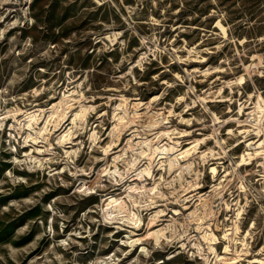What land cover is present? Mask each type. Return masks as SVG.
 <instances>
[{
	"label": "rangeland",
	"instance_id": "rangeland-1",
	"mask_svg": "<svg viewBox=\"0 0 264 264\" xmlns=\"http://www.w3.org/2000/svg\"><path fill=\"white\" fill-rule=\"evenodd\" d=\"M0 17V30H4V37L0 39V89L7 88V93H0L3 95L0 99V252L6 253L9 243L13 247H27L35 240L22 258L18 254L22 264L29 261L34 264L42 261L45 264H112L109 257L119 258L122 253H127L119 260V264H126L137 257L142 246L137 244L129 251L127 241L147 237L159 227L158 224L148 230L143 224L139 228L132 227L127 224L131 214L127 215V212H137L136 206L140 202L170 196L177 198L183 191L187 199L169 203L168 207L172 209L169 217L180 212L183 204L182 215L188 218L191 226L189 235L196 236L201 240V247H205L207 240L202 234L208 228V233L212 231L217 238L211 245L215 253L207 252L205 247V260L199 256L192 260L176 244L161 242V247L154 251L150 249L149 260L154 264H207V258L211 257L218 264H229L231 259L230 264H264V252L260 250L264 247V235L253 239L247 247L241 241L231 252L225 251L229 240L221 239L232 227L230 217L234 213L225 207L229 201L244 204L247 198L250 212L264 204V156H257L250 160L251 164L240 166V155L246 146H236L245 136L246 139L254 136L252 125L256 122L252 114L259 111V105L263 111L258 114V122L264 128V102L259 104L258 101L259 96L264 98V0H216V3L212 0H156V3L152 0H123L122 3L112 0L99 5L95 0H0ZM29 19L35 24L30 25ZM218 21L225 26L226 36L217 25ZM72 31L76 32V37L71 44H64L63 38ZM29 37L32 47L24 51ZM50 43L57 44V48L48 57H41L40 53ZM192 48L194 51L189 53ZM17 52L21 55L17 56ZM137 64L142 67H132ZM129 71L134 79L127 77ZM113 75L126 80L129 85L125 89L121 84L122 92L115 93L116 96L123 95L127 106L124 107L126 112L121 111L127 116L125 123L118 130L115 127L119 124L113 117L120 99H114L108 105L92 95L95 92H101L104 97L112 95L96 85ZM241 75L246 77L244 84L227 85L226 82ZM115 86L114 82L107 84L109 88ZM76 88L80 89L79 95L90 97L87 103L83 100L74 103ZM189 88L194 91L189 92ZM65 91L66 94L74 92L71 100L65 101L66 105L59 106ZM24 96L33 103L19 99ZM150 101H155V107L145 109L141 106L137 110L134 105ZM53 104H57L54 110L51 109ZM201 104L227 122L215 123L218 136L200 144L201 154L212 149L214 155L205 158L210 159V163L201 169L203 179L192 184L186 167L188 160L181 168L170 170L168 157L160 167L161 160L156 156L151 159L147 145L142 143L140 146L139 142L145 138L153 146H170L172 138L186 149L192 145L187 142L211 136L212 128L202 129L197 123L203 111ZM67 105H71V111ZM96 105L101 108L87 113L88 120H84L87 127L80 131L74 130L77 126L73 128V143L59 144V136L72 127L70 120L74 114ZM171 109L175 115L167 114ZM34 110L43 113V118L39 116V128L52 111L59 119L63 113L68 114L62 119L61 130L50 137L49 143L53 145L39 139L37 147L53 149L51 155L45 151L38 160L24 157L32 148L24 147V137L29 132L20 125L25 114ZM101 111L107 119L99 115ZM5 116L7 118L3 120ZM204 116L207 117V113ZM162 117H167L165 123L153 128V123ZM15 119L18 121L14 122ZM53 120L50 128L54 125ZM101 122L104 124L102 129L92 127ZM13 123L15 127L11 129ZM205 123L214 122L206 119ZM239 123L243 126L238 127ZM141 125L146 131L136 135L133 130L139 131ZM240 129L250 131L239 133ZM230 130H233L232 134H229ZM92 131L103 133L96 142L99 148L91 139ZM148 131L166 134L163 137L157 135L154 143ZM110 132L114 134L115 142ZM183 133L188 135L183 136ZM221 139H225L222 143L224 154L214 159L220 152ZM143 145L145 154H141ZM138 160L144 163H137ZM146 165L153 167V178L147 182L134 180L133 176ZM212 167L218 170L217 181L212 177ZM115 169L119 174L108 172ZM161 181L172 187L162 188ZM184 181L188 182L191 191L182 187ZM154 184L158 187L151 193L149 189ZM215 184L217 186L213 187ZM133 186H140L142 193L131 191ZM111 195L121 196L129 211H123V214L114 211L116 217L107 215L106 199ZM139 214L146 223L143 210H139ZM24 225H27L24 232L17 234L16 229ZM49 227L51 231L41 236L40 233ZM132 230H137V234L130 237ZM246 231L245 228L241 235ZM245 249L246 254H243ZM240 252L242 255L238 258L235 253Z\"/></svg>",
	"mask_w": 264,
	"mask_h": 264
},
{
	"label": "clouds",
	"instance_id": "clouds-1",
	"mask_svg": "<svg viewBox=\"0 0 264 264\" xmlns=\"http://www.w3.org/2000/svg\"><path fill=\"white\" fill-rule=\"evenodd\" d=\"M13 2H15V0H13ZM111 3L112 0H95L96 4H102V3ZM123 2V0H121V3ZM153 3H156V0H152ZM212 3H216V0H212ZM0 19H2V17H0ZM14 23H18V21H14ZM28 23L31 24H35L34 20L29 19ZM255 23V22H253ZM11 27V25H10ZM57 31H59V29H57ZM4 37V30H0V39H3ZM66 37V39H65ZM65 37L63 38V43L64 44H71L73 39L76 37V32L72 31L70 35H65ZM32 47V39L31 37L28 38V40L25 42V46H24V51H27L29 48ZM57 48V44L55 43H50L49 47L47 49H45V51L40 53L41 57H48L50 52H52L54 49ZM17 56L21 55L20 52L16 53ZM115 67H119L118 65ZM132 67H142L141 64H137V65H133ZM167 70V69H165ZM127 77L130 79H134L132 78V73L131 71H129L127 73ZM13 81H9V83H12ZM109 82H114L116 84L115 87L109 88L107 87V84ZM71 83V81H70ZM176 83H179V80L176 81ZM123 84V87L126 89L127 87H129L128 83L126 80H122L121 77H117L115 75H113L112 77H108L107 80H105L103 83H97V88L102 89V91L104 93H112V95L110 96H101V92H95L92 95L97 97V98H101L103 99L104 103L111 105L112 101L114 99H120L123 101L124 97L121 94L120 96H116L115 93L117 92H122V89L120 87V85ZM172 85H170L171 87ZM87 90V89H85ZM189 92H193L194 90L189 88L188 89ZM0 93H7V88L4 89H0ZM76 100L74 103L79 104V102L81 100H83L85 103L88 102L89 98L83 97L81 95H79L80 93V89L76 88ZM29 95H31V93H29ZM211 98V97H209ZM0 99H3V95H0ZM19 99H22L28 103H33V101H28L27 96L24 97H20ZM182 102V101H181ZM197 103H199V101H197ZM144 107L145 109H149L152 107H155V101H150L148 104H144V105H136V109L138 110L139 107ZM195 105H192V107H194ZM201 107L203 109V111L200 113V119L199 121H197V123H199L202 126V129H207V128H212V135L211 136H205L204 140L201 141H207V140H211L214 139L216 136H218V129L216 127H214L215 123H226L227 121H219L217 120L216 116L214 113H212L204 104H201ZM101 108V105H96L95 108L89 107L87 109V113H93L95 112L97 109ZM204 113H207V117L204 116ZM41 115L42 114H38ZM82 115H84L82 113ZM100 116H104L105 119H107L105 113L103 111H101L99 113ZM173 115H175L173 113ZM223 115V113H222ZM178 120L180 119V117H177ZM195 120V118H193ZM206 119H211L214 123L213 124H208L205 123ZM74 120H75V115H74ZM160 124H164L165 123V119L162 117L159 121ZM156 125L153 124L152 127L154 128ZM85 127H87V125L85 124L84 120L81 119L79 124L77 125L76 129L77 131H80L82 129H84ZM92 127L96 128H103L104 124L103 122H101L100 125H93ZM170 127V125H169ZM52 131L55 132L56 128L53 125L52 126ZM135 132L136 135H141L144 134L146 129L144 125H141L139 127V131H136L135 129L133 130ZM193 131H197L196 129H193ZM102 132L100 134L97 133V131H92L91 133V139L93 140V142L96 144V147L99 148V144L96 143L97 141H99L101 139L102 136ZM147 134H150L153 136V142L155 143V138L156 136H160L163 137L166 133L161 132V133H154L151 131H148ZM110 136H113V142H115V136L113 133H109ZM172 135H179V133H173ZM175 143V141H174ZM193 145L192 149L190 151H185L183 153V157L185 160H188V164H187V168L189 169V175L191 176V183L192 184H196L199 180L203 179V175L204 173L201 171V169L204 167L205 164H209L210 163V159H205V157H210L211 158V150H209L208 152H205L203 154H198L199 153V149H198V145L196 142H189ZM82 147V145H81ZM166 151H176L177 155L179 156V149L178 148H169ZM224 147L222 146V142H221V146H220V152L217 153L216 155V159L219 158V156L224 154ZM190 158V159H189ZM137 163H144L143 160H138ZM150 165H146V167H148ZM183 171V170H182ZM147 175V172H145L143 175H141L140 177H135L133 176V179H144V176ZM147 182V181H145ZM228 181H225V184H227ZM160 186L162 188H171L172 186L170 184H168L167 182L161 181L160 182ZM182 187H187L189 188V191H191V188L188 185L187 181H184ZM180 198H184L185 200L187 199V197L184 196L183 191H180V197L177 198H172L171 196L165 199H160V200H155V199H150L148 200L147 203L145 202H140L137 205V209H138V214H139V210H143L144 215L147 217V221L145 223V221L143 219H138L137 221H135V225H140L143 224L145 230L148 229H152L154 225H159V227L156 228L155 231L149 232L147 237H140L136 240H129L127 241V243L130 244L129 247V251L132 250L133 247H135L137 244H141L142 246L140 247V251L139 253H137V257L135 259L126 261V264H154L153 261L149 260L148 257L151 256V251H154L156 247H161L162 243L166 244V245H171V244H176L179 249L185 253L187 255V257L189 259L195 260L197 256H199L201 258V260H205L206 256H207V252H213V249L211 247V245L213 243L216 242L215 238L213 237H208L207 238V244H206V249L207 252L205 251V247H201V240L197 239L196 236L194 235H189L190 232V225L188 224L187 217H184L182 215L183 212V207L184 205L181 204V209L180 212L174 213L172 217H169V213L172 212V209H170L168 207V204H176V203H180ZM223 203V202H222ZM249 201L247 200V198H245V202L244 204H240L239 201H229L225 207L231 209V211L234 213V216H231V224L232 227L230 230H228L227 234L222 237L221 239L223 240H229V246L225 248V251L231 252L233 251V246H238L241 241H244L246 243V247L251 245V242L253 241V239L257 238L260 235H264V204H260L259 208L253 210V211H249ZM257 203H259V201H257ZM163 205V207L161 208L160 205ZM152 209H155V211H152ZM184 221V223H181V221ZM27 228V225H24L21 228H17L16 229V233L17 234H22L24 232V230ZM246 228V233L244 235H241V233L244 231V229ZM51 231V228L49 227V229L45 232H41L40 235L44 236L47 235L49 232ZM201 231H203V229H201ZM37 239H39V237H37ZM152 241H155V244L152 243ZM36 243V241H32L31 245H28V243H26V245H28L27 247H13L12 244H8L7 246V251L6 253L0 252V262H3V264H8L9 261H11V264H22V256L23 254L27 253L30 250V247L33 246ZM190 244V247H189ZM190 248H194L196 249L195 252L191 251ZM151 249V251H150ZM261 252H264V247H261ZM18 254L21 256V258H18ZM141 254L143 259L141 258ZM179 253H173L172 255H178ZM243 254H246V249L244 251ZM53 255H55V253H53ZM127 253H122L120 255L119 258H114V257H109L108 259L112 262V264H119V260L123 259L124 256H126ZM235 255L240 258L241 257V253H235ZM28 264H34V261H29ZM41 264H45V261H42ZM197 264H199V262H197ZM207 264H218V261L212 260L211 257L207 258ZM230 264V262H229Z\"/></svg>",
	"mask_w": 264,
	"mask_h": 264
},
{
	"label": "bare ground",
	"instance_id": "bare-ground-1",
	"mask_svg": "<svg viewBox=\"0 0 264 264\" xmlns=\"http://www.w3.org/2000/svg\"><path fill=\"white\" fill-rule=\"evenodd\" d=\"M217 25L220 27V29H221V31L223 32V34L226 36L227 35V33H226V28H225V26L220 22V21H218V23H217ZM113 34V33H112ZM114 35H116V33H114ZM196 48V47H195ZM194 51V48H192V49H189V53H192ZM202 62V61H201ZM187 72V71H186ZM205 73H206V75L209 73L208 72V70H207V72L205 71ZM211 73V72H210ZM246 82V77L244 76V75H241L240 77H238V78H236V79H233V80H230V81H228V82H226L227 83V85L229 86V87H232V86H237V85H242V84H244ZM74 92V91H73ZM73 92H70V93H68V94H66V91L63 93V96H62V99H61V101L58 103L59 104V106H63L64 104H65V101L66 100H69L71 97H72V95H73ZM232 92V91H231ZM213 92H210L209 94H212ZM222 92H221V89H220V91H219V94H221ZM183 98L184 97H181L180 99L181 100H183ZM203 100H205L206 101V99L205 98H202ZM71 100V99H70ZM156 100V99H155ZM258 101H259V104H260V102H264V98L263 97H261V96H259L258 97ZM69 102V101H68ZM126 102V101H125ZM124 102V100L122 101V100H120V103L118 104V105H116V107H115V112H114V119L116 120V122H118V124H119V127H118V125H116V127H115V129H119V128H121V126H123L124 125V123H125V118L127 117L126 116V114L125 115H123L122 113H121V111H124V112H126L125 110H124V107L126 106V103ZM138 104V102L137 103H134V105H135V107H136V105ZM140 104V103H139ZM262 104V103H261ZM66 105V104H65ZM56 106H57V104H53V106L51 107V109L52 110H54L55 108H56ZM69 107H71V105H67V108H68V110H70L69 109ZM127 107V106H126ZM263 107H264V105H263ZM80 108V107H79ZM83 108V107H82ZM86 108V107H85ZM84 108V109H85ZM258 108H259V111H254L253 112V114L252 115H254V121H256V123H254V125H252V127H254L253 128V133H254V136L253 137H251V138H249V139H246V136H245V139H243L242 141H240V142H238L237 143V145L236 146H239V145H244V146H246V149H244V151H243V153H241V155H240V159H241V162H240V166H245V164H251L250 163V160H253V159H255L257 156H261V155H263L264 156V128H262V127H260L259 126V118H260V115H258L259 114V112H262L263 110L261 109L262 108V105H259L258 106ZM50 109V108H49ZM50 109V110H51ZM65 109V108H64ZM71 109H73V108H71ZM86 109H88V108H86ZM133 109H135V108H133ZM42 110V109H41ZM61 110H62V108H61ZM44 111V110H43ZM71 111V110H70ZM57 112V111H56ZM77 112V111H76ZM138 112V111H137ZM166 112V111H165ZM242 110H240L239 111V113H240V115H242ZM46 113V112H45ZM59 113V111L57 112V114ZM61 113V112H60ZM62 113H63V111H62ZM61 113V114H62ZM82 113L84 114V115H82ZM173 113V110L171 109V110H167V114H172ZM40 114V113H39ZM43 114V113H42ZM47 114V113H46ZM60 114V115H61ZM71 114H73L72 112H71ZM155 114H157V113H155ZM154 114V115H155ZM248 114H251V112H249ZM247 114V115H248ZM13 115V114H12ZM67 113L65 112V113H63V115H61L62 116V119L63 118H65V117H67ZM75 115V120H74V116H73V118H72V120H70L71 122H72V127L70 128V129H68L65 133L63 132V134L61 135V136H59V138H58V142H59V144H65V143H67V144H69V143H73V141H74V131H73V128H75L76 126H77V119H79V120H81V119H83V120H85V118H86V116H87V110H79V112H77V113H75L74 114ZM9 116V115H8ZM39 116H41V115H38V113H37V110H34V111H29V112H27L26 114H25V116H24V118L22 119V122L20 123V125H23L22 127H23V129H26V130H28V132L29 133H27V135L24 137V147H30V148H32L31 149V151H29V152H26L24 155V157H26V159H40V157H42V156H44L45 155V151H47V155H51L50 154V152H52V149L53 148H51V149H48L47 147V150H42L41 148H39V147H37V144H38V142H39V139H41V141L40 142H42V143H49V141H50V137L53 135V134H55L56 132H58L59 130H61V127H60V124L62 123V119H59V118H57L58 116H56L55 114H54V112L52 111V113L48 116V118L49 119H46V121H45V123H44V125L42 126V127H38V125H39V122H40V118H39ZM126 116V117H125ZM166 116H168V115H166ZM215 116H216V118H217V120H219V121H222V120H220V118L215 114ZM14 117V116H13ZM50 117H51V119L52 118H54V126H55V128H56V131L55 132H53L52 131V128H50L51 126V119H50ZM71 117V116H70ZM5 118H7V116H5L4 118H3V120L5 119ZM15 118V117H14ZM166 118L167 117H165L164 119L166 120ZM232 118V120H235V118H233V117H231ZM87 119V118H86ZM67 120V119H66ZM88 120V119H87ZM1 121V120H0ZM18 121V120H17ZM16 121V119H15V121L14 122H17ZM186 121L187 122H189V120H187L186 119ZM231 121V120H230ZM3 122V121H2ZM85 122V121H84ZM64 123V122H63ZM70 124V123H69ZM79 124V123H78ZM153 124H155L156 126L158 125V124H160L159 123V121H155ZM18 125V124H17ZM243 125L242 124H238V127H242ZM15 127V125H14V123L11 125V129L12 128H14ZM21 127V128H22ZM261 128V129H260ZM62 129H63V127H62ZM116 130V131H117ZM156 130V129H155ZM250 130H241L240 129V132L239 133H245V132H249ZM161 132V131H160ZM170 132V131H169ZM166 133V132H165ZM233 133V130H230L229 131V134H232ZM119 135V134H118ZM188 135V133H183V136H187ZM11 136H12V133H11ZM120 136V135H119ZM13 137L14 138H17L16 136H14L13 135ZM12 137V138H13ZM119 138V137H118ZM140 138V137H139ZM144 138V137H143ZM145 139V138H144ZM142 140L141 142H139V145L141 146L142 145V143L143 144H146L147 145V149H148V152H151V159H154V157L156 156V157H158L161 161L159 162V163H161V166L160 167H163V163H164V159L166 160V158H168L169 157V169L170 170H174V169H178V168H181V166H182V164H183V162H186L187 160H185L184 159V157H183V153L185 152V151H190L191 149H192V147H193V145H191V147H188V148H186V149H184L182 146H181V143L180 142H177V141H175V143H174V140H172V138H170V142H171V144L172 145H170V146H165L166 144H162V145H159V144H157V145H155V146H153L152 144H151V142L149 143V141L148 140ZM204 139H202V140H194V142H196L197 143V145H198V149H199V153H200V144H201V141H203ZM119 141V140H118ZM151 141V140H150ZM57 142V143H58ZM190 142H193V141H190ZM218 142V141H217ZM221 142L222 143H225V139H221L220 141H219V144L221 145ZM188 144H189V142H187ZM49 145H53V144H50L49 143ZM75 145V144H74ZM220 145H218V146H220ZM41 147H45V146H43V145H40ZM144 146L145 145H143L142 147H141V154H145L146 153V150L144 149ZM178 148L179 149V156L177 155V152L176 151H166L167 149H169V148ZM13 149H14V147H13ZM107 150V149H106ZM211 150V155H214V152H213V150L212 149H210ZM74 151V150H73ZM204 152H206V151H204ZM203 151H202V154L204 153ZM66 153H68V151L66 152ZM71 153V152H70ZM75 153V155H76V152H74ZM149 154V153H148ZM147 154V155H148ZM201 154V153H200ZM69 156H70V154H69ZM149 156V155H148ZM117 157V156H116ZM120 158H121V156H119ZM118 157V158H119ZM150 157V156H149ZM71 158V157H70ZM74 158V157H73ZM205 158H207V157H205ZM264 158V157H263ZM15 159H17V158H15ZM25 159V158H24ZM51 159V158H50ZM190 159V158H189ZM214 159H216V158H214ZM18 160V159H17ZM117 160H119V159H117ZM15 161V160H14ZM126 161H127V159H126ZM131 161V160H130ZM134 162V161H133ZM132 162V163H133ZM152 162H154V161H152ZM20 163V162H19ZM115 164H117V163H114V166H116ZM127 164V163H126ZM150 164V163H149ZM137 165V164H136ZM260 165V164H259ZM130 166H132V165H130ZM134 166V165H133ZM248 166V165H247ZM261 166V165H260ZM117 168V167H116ZM134 168V167H133ZM142 168H143V166H142ZM141 168V169H142ZM128 169H129V167H128ZM132 169V168H131ZM130 169V170H131ZM152 169H153V167L152 166H149V167H145L144 169H142V170H140L137 174H136V176L135 177H140L141 175H143L145 172H147V177H146V175L144 176V179H134V180H140V181H142V182H145L147 179H150V178H153V176H154V174H153V171H152ZM109 170V169H108ZM127 170V169H126ZM138 170V169H137ZM129 171V170H128ZM108 172H111L112 174H114V175H116V173H118L119 174V172L115 169V171L114 172H112V171H108ZM211 172H212V174H213V178L214 179H216V181L218 180L217 179V177H218V170H217V168L216 167H212L211 168ZM124 173V172H123ZM120 174H122V173H120ZM113 175V176H114ZM112 177V176H111ZM117 177H118V175H117ZM119 177H121V176H119ZM132 177V176H131ZM122 178V177H121ZM125 178V177H124ZM124 178H123V181H124ZM225 178V177H224ZM264 178V175L262 174V179ZM154 180V179H153ZM221 180H222V178H221ZM155 183V182H154ZM219 183H220V181H219ZM218 183V184H219ZM129 186V185H128ZM215 186H217V184H215L213 187H215ZM157 185L156 184H154V186H152V187H150V189H149V191L151 192V193H155L156 192V190H157ZM217 188H219V187H217ZM243 189L245 188V187H242ZM127 189H129V188H127ZM131 191H133V189H134V191H138L139 193H142V191H141V187L139 186V187H135V186H133V187H131ZM127 191V190H126ZM129 191V190H128ZM91 192V191H90ZM134 193V192H133ZM132 193V194H133ZM130 194V193H129ZM116 195V194H115ZM123 197V196H122ZM126 197V196H125ZM129 198H131V196L129 197ZM124 199V198H123ZM132 199H134V197L132 198ZM135 199H137V198H135ZM138 200V199H137ZM106 201H107V203H106V205L105 206H107L106 207V214L107 215H109V216H113V217H116V215H114V211H117V212H120V213H122L123 211H129V210H127V205H126V203L122 200V198H121V196L120 197H114V196H108L107 197V199H106ZM132 201H134V200H132ZM134 204H136L137 205V203L135 202ZM103 206V205H102ZM137 207V206H136ZM135 207V208H136ZM136 210V209H135ZM104 211V210H103ZM125 212V213H126ZM138 212V211H137ZM137 212H132L131 210H130V212H127V215H128V213L130 214V216L128 215V218H129V220L127 219V224L129 225H131L132 224V227H136V228H139V226L140 225H136V226H134L135 225V221H137L138 219H141L140 218V214H138ZM212 212V211H211ZM105 213V212H104ZM118 214V213H117ZM123 214V213H122ZM106 215V216H107ZM126 215V214H125ZM107 218V217H106ZM115 219V218H114ZM120 219H122V217L120 218ZM108 221H110V220H108ZM113 221V220H112ZM111 221V222H112ZM116 221V220H115ZM120 221V220H119ZM114 222V221H113ZM125 223V222H124ZM204 224V223H203ZM207 224V223H206ZM205 224V225H206ZM210 226V225H209ZM208 226V227H209ZM121 227V226H120ZM129 227V226H128ZM117 228V227H116ZM200 228V227H199ZM137 231V230H136ZM135 230H132V231H130L131 232V236L130 237H132V236H136V234L137 233H135L136 232ZM129 233V232H128ZM203 235V238H205L206 240H207V238L208 237H213V238H215V240L217 239L216 238V236H215V233H213L212 231H209V233H208V228H207V230H205V232H204V234H202ZM127 236V235H126ZM135 239V238H134ZM133 239V240H134ZM136 240V239H135ZM205 240V241H206ZM217 241V240H216ZM212 247V246H211ZM212 249H214V247H212ZM214 251V250H213ZM214 253H215V251H214ZM213 253V254H214ZM241 253V252H240ZM215 255V254H214ZM217 256V255H216ZM217 257H219V256H217ZM236 257V256H235ZM171 259V258H170ZM215 259H216V257H215ZM234 260L236 259V258H233ZM216 260H218V259H216ZM223 260V259H222ZM232 260V259H231ZM231 260H230V262H231ZM239 261V260H238ZM258 261H260V260H258ZM232 264H235V263H232ZM263 264V263H262Z\"/></svg>",
	"mask_w": 264,
	"mask_h": 264
},
{
	"label": "built area",
	"instance_id": "built-area-1",
	"mask_svg": "<svg viewBox=\"0 0 264 264\" xmlns=\"http://www.w3.org/2000/svg\"><path fill=\"white\" fill-rule=\"evenodd\" d=\"M256 122V121H255Z\"/></svg>",
	"mask_w": 264,
	"mask_h": 264
}]
</instances>
